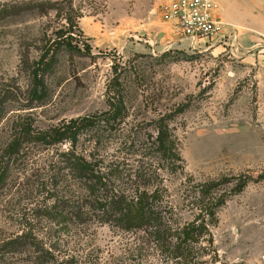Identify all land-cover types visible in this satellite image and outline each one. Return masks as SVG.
<instances>
[{
  "label": "rangeland",
  "instance_id": "rangeland-1",
  "mask_svg": "<svg viewBox=\"0 0 264 264\" xmlns=\"http://www.w3.org/2000/svg\"><path fill=\"white\" fill-rule=\"evenodd\" d=\"M169 1L0 0V151L18 118L46 131L107 112L121 95L126 112L105 130L99 153L140 168L143 148L165 119L182 159L175 172L160 171L176 221H194L205 187L216 185V199L226 195L212 227L214 245L203 244L200 263L264 264V5L235 2L228 21L217 17L219 40L192 45L164 23ZM59 32L92 52L60 50L45 76L46 100L31 103L32 75L24 60L38 61ZM96 141L83 136L78 152L94 153ZM46 153L11 162L0 192V244L33 231L47 244L60 235L81 255L80 264L124 257V237L107 226L57 234L56 225L37 216L55 203L54 190L69 197L52 187L42 162Z\"/></svg>",
  "mask_w": 264,
  "mask_h": 264
},
{
  "label": "trees",
  "instance_id": "trees-1",
  "mask_svg": "<svg viewBox=\"0 0 264 264\" xmlns=\"http://www.w3.org/2000/svg\"><path fill=\"white\" fill-rule=\"evenodd\" d=\"M60 50L90 55L92 47L85 44L81 48L71 36L59 32L43 46L38 61L31 64L26 58L24 66L32 75L31 103L46 100L45 76L52 71ZM125 112L120 95L111 100L107 112L62 122L46 131L35 130L30 120L18 118L0 151V192L10 177L11 162H19L25 155L28 158L35 151L47 152L48 158L42 162L44 170L48 167L52 173L49 181L69 197H60L61 191L53 189L55 203L37 216L56 225L57 234H70L73 229L84 232L92 225L109 227L125 240L124 257L110 264H201L206 250L203 244L214 245L212 227L218 224L217 209L226 203V195L216 199L211 196L216 185L205 187L203 198L197 200L199 215L190 223L179 224L175 209L165 202L167 189L160 175L161 170L175 172L182 163L165 119L157 123L153 143L143 148L145 162L138 169L111 161L97 150L105 130L113 128ZM85 135L97 140L94 153L87 156L78 152ZM49 240L45 243L33 231L5 240L0 244V264H80L81 255L66 246L60 235Z\"/></svg>",
  "mask_w": 264,
  "mask_h": 264
},
{
  "label": "built area",
  "instance_id": "built-area-1",
  "mask_svg": "<svg viewBox=\"0 0 264 264\" xmlns=\"http://www.w3.org/2000/svg\"><path fill=\"white\" fill-rule=\"evenodd\" d=\"M216 5L215 0H170L162 18L192 45L207 44L219 40L221 34Z\"/></svg>",
  "mask_w": 264,
  "mask_h": 264
},
{
  "label": "crops",
  "instance_id": "crops-1",
  "mask_svg": "<svg viewBox=\"0 0 264 264\" xmlns=\"http://www.w3.org/2000/svg\"><path fill=\"white\" fill-rule=\"evenodd\" d=\"M216 4L219 6L218 17H222L224 20L228 21L229 17H232V9L230 6L235 2L241 3V5H264V0H215ZM235 5V4H234ZM243 10H238V12L242 13ZM235 12V11H234ZM264 27V25H263Z\"/></svg>",
  "mask_w": 264,
  "mask_h": 264
}]
</instances>
